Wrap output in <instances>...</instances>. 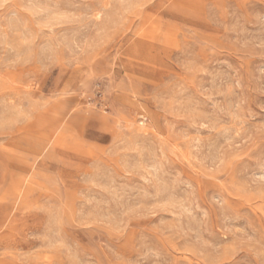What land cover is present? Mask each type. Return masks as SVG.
Segmentation results:
<instances>
[{
  "label": "rangeland",
  "instance_id": "obj_1",
  "mask_svg": "<svg viewBox=\"0 0 264 264\" xmlns=\"http://www.w3.org/2000/svg\"><path fill=\"white\" fill-rule=\"evenodd\" d=\"M0 264H264V0H0Z\"/></svg>",
  "mask_w": 264,
  "mask_h": 264
}]
</instances>
